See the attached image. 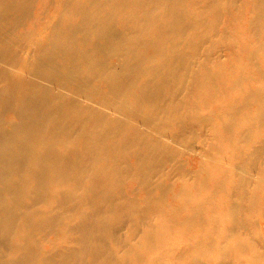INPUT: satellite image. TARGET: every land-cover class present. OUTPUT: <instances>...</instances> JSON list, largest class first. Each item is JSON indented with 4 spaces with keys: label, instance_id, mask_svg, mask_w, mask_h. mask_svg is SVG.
<instances>
[{
    "label": "bare ground",
    "instance_id": "obj_1",
    "mask_svg": "<svg viewBox=\"0 0 264 264\" xmlns=\"http://www.w3.org/2000/svg\"><path fill=\"white\" fill-rule=\"evenodd\" d=\"M0 264H264V0H0Z\"/></svg>",
    "mask_w": 264,
    "mask_h": 264
}]
</instances>
